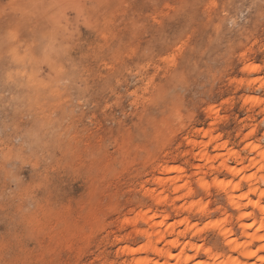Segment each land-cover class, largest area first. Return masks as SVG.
I'll list each match as a JSON object with an SVG mask.
<instances>
[{"label":"rangeland","instance_id":"rangeland-1","mask_svg":"<svg viewBox=\"0 0 264 264\" xmlns=\"http://www.w3.org/2000/svg\"><path fill=\"white\" fill-rule=\"evenodd\" d=\"M255 100L264 102V0H0V264H134L122 248L142 246L147 226L122 221L143 211L169 218L167 240L180 231L181 243L236 258L215 225L229 217L242 242L236 210L227 191L199 190L186 142L210 130L248 165L257 156L246 144L264 151ZM166 165L184 169L192 198L159 187ZM205 170L207 182L232 179ZM252 173L264 191V172ZM192 201L210 209L187 211Z\"/></svg>","mask_w":264,"mask_h":264},{"label":"bare ground","instance_id":"bare-ground-1","mask_svg":"<svg viewBox=\"0 0 264 264\" xmlns=\"http://www.w3.org/2000/svg\"><path fill=\"white\" fill-rule=\"evenodd\" d=\"M256 70L257 68L254 66H249L247 68L249 72H255ZM255 101L257 106H263L262 104L264 102L262 103L261 100ZM198 133L203 135L202 137L206 139V141L204 140L197 143L193 140H188L186 142L188 146V151L186 152L190 154L195 163L197 162L193 167L194 173L192 176H197L196 183L199 190L206 191L211 185H215V187H219L221 190L228 192L227 201L230 207L236 210L237 214L234 218L235 223L241 231L244 240L240 242L233 239L232 230H228V227L225 228L226 224H232L229 217L223 216V219L218 220L215 225H219V227L221 226L223 228V236L228 248L233 253H236L238 257L236 256V258H233L235 256L232 257L231 254L228 259H223L220 255L215 254L216 252L213 253L211 249L205 248L204 245H199L192 241H182L181 243L179 239V235H181L180 231H178L179 234L176 238L173 237L174 239L167 240L173 234L172 228H174L173 224L170 225V223H168L169 218L164 215L159 218L156 215H151L144 211L137 213L134 217H126L122 221V224L127 227H135L139 222H143L147 226V229L139 230V233L145 238L144 244L138 248L124 247L122 251L124 254L126 253L132 256L134 264H264V205L262 203L264 200V191H260V188L255 186L257 184H255L256 173H254L255 175L253 173L250 174L252 168L257 169L260 173L264 172V151L252 143L246 144L245 148L250 152V155L255 154L257 157L255 159L251 158L248 165L240 168L239 166L241 163L238 161L240 156L236 153L237 151L233 152L228 150L225 153V146L219 143V137H215L210 130H201L198 131ZM248 136L246 139L249 140ZM210 145L214 147L215 155L209 153L208 147ZM196 147H198V152H194ZM231 162L234 163V166H232L233 164L230 165ZM216 163L218 164L216 165ZM205 169L213 172L225 171L232 176V179L220 181L215 178L213 181L207 182L206 173L204 174ZM183 173L184 169L181 167H169L166 165L162 167V173L160 177L156 179V183L159 187L169 184L175 196L183 192V197L192 198L194 195L193 187L191 188V185L189 186V184L184 181V176H182ZM172 175L175 176L173 177ZM236 179L239 180L236 181ZM259 179L261 183L264 184V175L260 176ZM241 183H247L248 185V190L246 189L245 193L240 191ZM148 196L156 202V204H161L167 199L163 197L161 192L156 193L152 191L149 192ZM252 196L257 197V200H252L250 198ZM248 207L253 211L256 210L259 214L258 220H254L252 223H249L252 213L247 210ZM187 208V211L196 212L200 215L205 214L210 209H208L206 205H203L202 201L196 203L192 201ZM178 225L184 227L192 237L200 233L199 227H197L196 224L193 225L187 219L180 220ZM134 230H136V228ZM162 243H164L165 246H161ZM175 248L180 249V251L177 249L179 251H177L178 253L176 252L177 254L173 253ZM143 253L145 256H140V254ZM200 253H204L207 257H210L209 260H204L205 262L199 261L198 254ZM151 254L155 257L154 260H150L147 257V255L150 256Z\"/></svg>","mask_w":264,"mask_h":264}]
</instances>
